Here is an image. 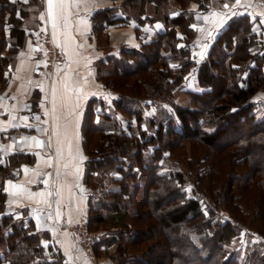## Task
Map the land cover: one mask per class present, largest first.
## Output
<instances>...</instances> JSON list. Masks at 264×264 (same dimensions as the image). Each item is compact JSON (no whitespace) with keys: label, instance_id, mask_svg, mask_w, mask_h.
Instances as JSON below:
<instances>
[{"label":"trees","instance_id":"trees-1","mask_svg":"<svg viewBox=\"0 0 264 264\" xmlns=\"http://www.w3.org/2000/svg\"><path fill=\"white\" fill-rule=\"evenodd\" d=\"M42 4L0 0V93L26 38L22 19ZM201 7L122 0L93 14L94 31L96 20L134 19L140 38L101 63L97 76L115 96L110 112L103 98H90L81 127L87 228L110 234L113 264H264V102L252 98L264 90V53L251 51L260 30L249 15L232 16L197 57L192 25ZM157 20L162 29L141 38L139 27ZM192 72L201 90H181V102L173 87ZM22 161L32 158L11 153L0 162V264H64L26 211L5 212L4 179Z\"/></svg>","mask_w":264,"mask_h":264},{"label":"crops","instance_id":"crops-1","mask_svg":"<svg viewBox=\"0 0 264 264\" xmlns=\"http://www.w3.org/2000/svg\"><path fill=\"white\" fill-rule=\"evenodd\" d=\"M202 1L206 8L196 9L193 14L196 33L192 46L196 50H201L205 44L208 46L221 30L222 27H218L220 13L236 11L240 15H249L253 26L260 30L258 41L251 51L264 53V23L260 22L264 21V0H240L239 5L236 0ZM56 2L53 0L54 5ZM121 2L68 0V19H57L55 28L48 14L47 0H43L42 9L29 5V11L22 19L26 38L18 48L11 70L8 69V79L0 93V162L11 153H23L32 158L31 162L18 163L5 177L2 189L6 193L5 212L19 217L23 210L26 211V217L35 222V227L49 234L42 243L47 242L61 250L64 264H89L81 248L76 245L74 235L67 229L57 232L54 228L55 222L73 223L84 219L87 223L91 188L85 184L83 176L86 156L82 148L81 127L84 111L90 98L104 97L103 80L97 76L101 73V63L105 62L107 56H115L122 45L135 47L140 41L135 32L138 26L134 19L114 24H107L106 19L96 20L97 24H102L96 27V31L93 29L92 17L95 12L120 5ZM225 4L229 5L227 9L224 8ZM196 5L195 2L191 4L193 7ZM115 14L123 15L120 11ZM230 17H224L226 23ZM45 27L52 37L55 33L53 40L62 54V60L54 71H49L45 66L41 42V32ZM162 27L160 20L143 24L138 28L140 37H150ZM176 31L184 35L178 26ZM209 32L212 33L211 37ZM192 80L195 82H192V89L200 91L196 79ZM252 98L264 102V90L255 92ZM25 116L28 117L27 121L22 119ZM37 116L39 120L35 118ZM13 123L20 126L11 127ZM25 124L29 126L25 127ZM30 137L43 141V146ZM49 157L52 159L49 160ZM8 181H12V185ZM37 192H44L45 196L32 195ZM49 192L51 196L47 195ZM91 232L94 234L92 247L97 264H113L111 254L116 247L108 241L110 234L101 227Z\"/></svg>","mask_w":264,"mask_h":264},{"label":"built area","instance_id":"built-area-1","mask_svg":"<svg viewBox=\"0 0 264 264\" xmlns=\"http://www.w3.org/2000/svg\"><path fill=\"white\" fill-rule=\"evenodd\" d=\"M41 34L46 68L49 71H54L62 60L61 50L55 44L52 34H50L47 27L43 29ZM54 228L57 232H63L65 229L69 230L74 235L76 245L81 248L89 264H97L92 247L94 234L88 231L87 223L84 219H78L73 223L55 222Z\"/></svg>","mask_w":264,"mask_h":264},{"label":"snow or ice","instance_id":"snow-or-ice-1","mask_svg":"<svg viewBox=\"0 0 264 264\" xmlns=\"http://www.w3.org/2000/svg\"><path fill=\"white\" fill-rule=\"evenodd\" d=\"M11 2L13 4H15L17 2V0H11ZM24 2H27V0H24ZM47 4H48V14L49 16L52 17L53 19V28L56 27V21L57 19H62L64 21H66L68 19V8H70V5L68 4V0H57V2L53 3V0H47ZM236 4L239 5L240 4V0H236ZM229 5L228 4H225L224 5V8H228ZM179 13H177L178 15ZM241 13L239 12H236V11H233L231 12L230 14L229 13H220L219 15L221 16V19L219 21V24H218V27H223L224 24L226 23V19H224V17H229V16H235V15H240ZM43 19V16L41 17ZM199 18V17H198ZM261 23H264V21H260ZM192 27H195V25H192ZM254 31L256 29H253ZM209 37H211L212 33L209 32ZM53 38L55 40V33H53ZM207 45H205L206 47ZM46 66V65H45ZM10 70H11V66H10ZM7 75V74H6ZM2 98V97H0ZM53 110H55V87H53ZM233 111H236L235 109H233ZM47 114V113H46ZM37 120H39V116L35 117ZM23 120L27 121L28 117H22ZM20 125L18 124H11V127H19ZM25 127H28L29 125L25 124L24 125ZM6 130V129H4ZM44 131H47L46 129ZM31 140L33 141H36V143L40 146H43L44 142L43 141H39L37 140L36 137H30ZM51 146V140H49V147ZM60 154V150H58V155ZM49 160L52 159V157H49L48 158ZM26 171V169H25ZM50 175V174H49ZM9 185H12V181H8ZM44 183H47V181H44ZM32 195H36V196H41V197H44L45 196V193L44 192H37V193H32ZM48 196H51L52 193L49 192L47 193ZM57 195H59V191H57ZM45 203H47V201H45ZM60 215V212H59V209H57V216ZM51 218V216H49V219ZM71 222V221H69ZM43 246L44 247H47L48 246V243L47 242H44L43 243Z\"/></svg>","mask_w":264,"mask_h":264},{"label":"rangeland","instance_id":"rangeland-1","mask_svg":"<svg viewBox=\"0 0 264 264\" xmlns=\"http://www.w3.org/2000/svg\"><path fill=\"white\" fill-rule=\"evenodd\" d=\"M183 36V35H182ZM178 44H182L181 43V41L178 43ZM205 45H207V44H205ZM207 47L208 46H204V48L202 47V49L200 50V49H198V50H196V48H194V46H192V53L194 54V55H202L203 53H205V51H206V49H207ZM199 56V57H200ZM174 62V61H173ZM192 79H196L195 81H197V78H196V75H195V73H190V75L189 76H187V79H185V81H183L182 82V85H181V87L180 88H176V87H173V91H174V95H175V97H176V99L177 100H179V101H181V102H185V101H187V99H188V97L185 95V94H183L182 92H181V90H188V89H190L191 88V90H193L192 89V87H193V85H192V82H194V80H192ZM104 82H105V84H104ZM103 82V85H104V87H105V94L102 96L103 97V99L105 100V103L107 104L106 105V108H105V111H107V112H110V107H111V100H112V98H113V96H115V93L113 92V90L111 89V84H108V82L107 81H104ZM195 83V82H194ZM197 84H198V82H197ZM199 86V85H198ZM154 112L155 111V107L153 106V105H150L148 108H147V112ZM188 147V146H187ZM176 162V161H175ZM173 163V164H175V166L178 164V162H176V163ZM178 167H180L181 169H183L185 172H186V166H185V164H183V163H180L179 165H178ZM186 191H187V193L188 194H190L191 192H190V188H189V186H186ZM105 228V227H104ZM107 228H109V227H107ZM89 232H91L90 230H88ZM243 233H245V232H243L242 231V234ZM241 237L244 239V234L243 235H241ZM240 240V239H239ZM243 246L244 245H246V243H244V241H242V243H241ZM96 257V256H95Z\"/></svg>","mask_w":264,"mask_h":264}]
</instances>
